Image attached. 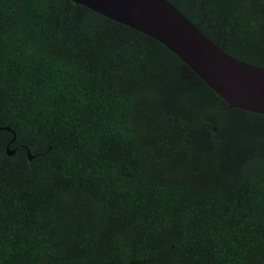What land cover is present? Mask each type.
<instances>
[{"label":"trees","instance_id":"obj_1","mask_svg":"<svg viewBox=\"0 0 264 264\" xmlns=\"http://www.w3.org/2000/svg\"><path fill=\"white\" fill-rule=\"evenodd\" d=\"M166 1L264 68V0ZM226 107L139 32L70 0H0L17 149L0 131V264H264V116Z\"/></svg>","mask_w":264,"mask_h":264},{"label":"water","instance_id":"obj_2","mask_svg":"<svg viewBox=\"0 0 264 264\" xmlns=\"http://www.w3.org/2000/svg\"><path fill=\"white\" fill-rule=\"evenodd\" d=\"M70 1L161 44L226 103V110L264 116V68L224 53L166 0ZM0 131L12 134L5 147L11 157L17 150L10 149L16 135L9 127ZM23 148L29 161L36 157Z\"/></svg>","mask_w":264,"mask_h":264}]
</instances>
